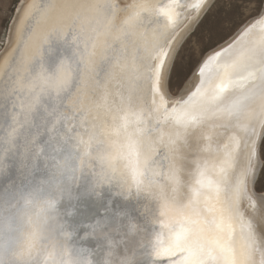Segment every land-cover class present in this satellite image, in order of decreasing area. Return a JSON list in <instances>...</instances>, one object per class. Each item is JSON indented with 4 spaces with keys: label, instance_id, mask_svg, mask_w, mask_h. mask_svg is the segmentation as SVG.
<instances>
[{
    "label": "snow or ice",
    "instance_id": "1",
    "mask_svg": "<svg viewBox=\"0 0 264 264\" xmlns=\"http://www.w3.org/2000/svg\"><path fill=\"white\" fill-rule=\"evenodd\" d=\"M210 7L19 9L16 43L0 60V264H61L57 241L93 264L63 205L105 191L151 205L143 264H264V11L191 72L182 50ZM104 213L85 226L105 250L95 264H138L116 255L117 237L137 225L116 212L112 226L111 200Z\"/></svg>",
    "mask_w": 264,
    "mask_h": 264
},
{
    "label": "bare ground",
    "instance_id": "2",
    "mask_svg": "<svg viewBox=\"0 0 264 264\" xmlns=\"http://www.w3.org/2000/svg\"><path fill=\"white\" fill-rule=\"evenodd\" d=\"M26 2H31V0H22L15 12L14 20L10 26L5 41V47L0 52V60H2L3 57L11 51L12 47L16 43L15 29H16V25L18 24L19 17L21 15L19 9H21ZM121 2L123 3L125 2V0H121ZM151 2L157 5H164L171 3L172 0H151ZM185 2H187V0H185ZM210 2L211 4H213L214 0H210ZM188 11L190 12L191 10L189 9ZM262 11H264V8ZM258 17L259 15L249 20L246 24L250 22H254V19ZM230 40L224 42L219 47L226 45L228 42H230ZM218 48H215L214 50H218ZM214 50H212L211 52H213ZM211 52H209L207 55H209ZM61 54H62V46L53 43L52 52L49 56V59L55 61L61 56ZM2 183L3 182L0 181V184ZM109 200H111V208H112V214H111L112 226H114L116 223L115 220L116 212L125 213L124 217L121 220V224H127L129 221H131L132 223H135L137 225V230L135 232H129L127 227H125L122 230L125 233V235H123L122 237H117L118 240H121V242L116 248L117 257L120 258H123L125 256L134 257L137 260L138 264H143V257H141V253L144 251V248L142 247V244L146 243L147 239L150 237V234L152 233L153 230V225L151 223V216L153 213V209L151 205L146 206L147 204L146 201L134 200V199L125 200L122 197L115 196L111 192L105 191L100 201H97L93 198H89L86 200L87 204L85 206H79V203H85V201H71L65 203L63 205V208L66 212L71 213L70 216H67V219L70 222H72L71 220H74L72 223H77L82 225L77 234L78 238H80V244L86 247L87 249L92 250L93 257L95 260H100L105 255V250L101 247H98V245L101 243L100 241H98L93 236L86 235V233L88 232V228L85 226L92 223L95 218L105 214L104 210L106 207V202ZM74 204L76 205V209L72 212ZM70 209L71 212L69 211ZM93 210H95V212L99 211V214L98 215H96L95 213L93 214ZM260 213H264V207L258 205L257 214L259 215Z\"/></svg>",
    "mask_w": 264,
    "mask_h": 264
},
{
    "label": "rangeland",
    "instance_id": "3",
    "mask_svg": "<svg viewBox=\"0 0 264 264\" xmlns=\"http://www.w3.org/2000/svg\"><path fill=\"white\" fill-rule=\"evenodd\" d=\"M22 0H0V52L5 47L9 27ZM264 8V0H214L196 26V32L182 50L192 57L194 72L204 57L229 41L249 20L257 17ZM190 72V74H191ZM264 171L258 178L255 190L264 193Z\"/></svg>",
    "mask_w": 264,
    "mask_h": 264
},
{
    "label": "clouds",
    "instance_id": "4",
    "mask_svg": "<svg viewBox=\"0 0 264 264\" xmlns=\"http://www.w3.org/2000/svg\"><path fill=\"white\" fill-rule=\"evenodd\" d=\"M57 244L65 249L66 259L61 262V264H87L86 259H82L75 254V250L70 244H63L61 241H57ZM93 264H95V259L92 257Z\"/></svg>",
    "mask_w": 264,
    "mask_h": 264
},
{
    "label": "water",
    "instance_id": "5",
    "mask_svg": "<svg viewBox=\"0 0 264 264\" xmlns=\"http://www.w3.org/2000/svg\"><path fill=\"white\" fill-rule=\"evenodd\" d=\"M21 3V2H20ZM14 17H15V15H14ZM13 20H14V18H13ZM13 20H12V22H13ZM12 22H11V24H12ZM11 26V25H10ZM9 29H10V27H9ZM87 203H86V200H85V203H79V206H85ZM78 205V204H77ZM76 209V206L75 207H73V209H72V212L74 211ZM70 212H71V209L69 210ZM96 214V215H98L99 214V211H96L95 212V210H93V214ZM71 218H72V216H71ZM66 219H67V217H66ZM72 222L74 221V220H71Z\"/></svg>",
    "mask_w": 264,
    "mask_h": 264
}]
</instances>
